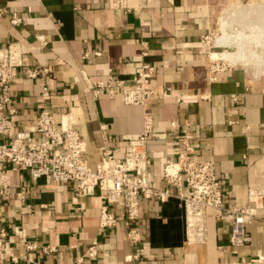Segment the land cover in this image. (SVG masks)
Listing matches in <instances>:
<instances>
[{"label": "crops", "instance_id": "obj_1", "mask_svg": "<svg viewBox=\"0 0 264 264\" xmlns=\"http://www.w3.org/2000/svg\"><path fill=\"white\" fill-rule=\"evenodd\" d=\"M0 9L6 12H0V48L18 44L23 62L11 82L8 108L14 112L8 116L14 131L36 122L43 82L50 91L44 102L56 124L66 118L74 121L85 142L83 157L92 169L106 150L122 158L142 131L144 114H150L151 185L167 187L163 165L177 159L176 135L189 123L195 157L214 160L224 207L248 203L250 190L264 189V79H259L264 76V0H119L116 5L114 0H0ZM11 11L22 15L20 24L10 23ZM217 24L221 34L214 36ZM211 34L214 44L237 48L222 50L229 59L221 54L214 59L212 52L210 58L203 41ZM144 45L148 55L143 57ZM85 51L87 58L82 57ZM244 56L255 60L247 64ZM208 60L235 66L210 80ZM143 62L155 66L149 88H169L171 96L125 103L119 92L132 87ZM42 68L48 72L34 78L25 71ZM110 74L124 80L118 94L94 95L97 82ZM177 95H192L196 101L179 104ZM172 122L179 128L173 129ZM246 125L250 128L244 131ZM32 137L38 140L39 134ZM21 187L23 200L16 194ZM76 189L73 182L46 183L43 177L32 180L26 171L11 172V185L0 203V226L9 233L22 229L39 247H55L31 255L41 264H129L132 253L141 264H231L241 259L257 264L249 260L261 248L264 198L257 201V215L243 225L250 242L241 246L230 244V220L215 216L212 209L207 210L206 242L188 243L184 209L176 197L164 202L140 199L139 216L131 223L140 232L135 243L128 240V227L121 221L98 227L102 206L120 214L107 203L104 191L96 188L82 197L84 208L79 209ZM93 240L97 252L90 257L86 249ZM11 247L18 262L0 264H32L24 260L22 246Z\"/></svg>", "mask_w": 264, "mask_h": 264}, {"label": "built area", "instance_id": "obj_2", "mask_svg": "<svg viewBox=\"0 0 264 264\" xmlns=\"http://www.w3.org/2000/svg\"><path fill=\"white\" fill-rule=\"evenodd\" d=\"M119 0H114L116 5ZM1 14L6 13L0 9ZM10 23L18 25L23 20L16 11L8 13ZM206 36L205 38H208ZM38 39L41 40L39 37ZM144 44V42L142 43ZM99 56L100 51H93ZM88 51L82 54L87 58ZM141 55L147 56L144 45ZM215 62V61H214ZM23 64L21 50L18 44H8L0 48V203L7 196V189L11 185V172L26 171L32 180L43 177L46 183L73 182L76 184L75 198L78 199L79 209L84 208L81 198L92 194L98 188L106 193L108 204L119 208L120 214L115 215L108 210L107 205L101 207L98 218V227L105 229L117 225L118 222L128 227L126 236L131 242L140 241V232L131 226L133 220L139 216L140 199H156L164 202L170 197H176L184 209L186 240L188 243H204L206 227L205 218L207 210L213 209L215 216H226L231 222V245L241 246L250 242V236L243 230V225L250 222L256 215V208L260 205L258 200L264 198V189L250 190V201L239 207L223 206V185L215 173V163L212 158L198 159L195 149L190 143L192 134L186 129L189 123L177 133L176 139L180 144L176 160L167 159L163 165L162 178L167 187L160 188L151 185L148 172L150 158L147 153V141L153 130V119L150 114H144L143 129L130 141V150L122 158H115L110 150L104 151L100 161L92 169L83 157L85 142L74 127L72 119L61 120L56 124L54 114L45 104L50 96L46 83L41 82L40 95L43 101L39 105V114L36 122L22 130L14 131L13 121L8 114L14 109L8 108L11 102V82ZM232 66H219L218 63L208 65V78L216 80L221 73ZM155 66L143 62L138 73L133 77L131 88L122 89L119 94L125 103L144 104L153 97H170L169 88L159 91L149 88V82ZM28 77L34 78L40 73L48 72L47 68L26 69ZM124 80L110 74L106 80L98 81L92 90L94 95L104 91L110 98L118 94V87ZM177 103L184 104L196 101L192 95L175 96ZM233 121H230L232 124ZM173 129L179 126L172 122ZM249 125L244 126L246 131ZM38 133L39 139L32 137ZM22 200L25 189L21 187L16 193ZM190 234L192 241H190ZM11 244H18L25 250L23 258L32 264L35 262L32 254L39 249L43 254L52 252L55 247L51 245L38 246L35 241L28 240L22 229L13 228L12 233L0 226V263L9 260L18 262V257L11 252ZM96 241L86 249L88 256L96 255ZM129 264L139 263V255L132 253L127 256ZM241 259L231 264H243ZM249 262L264 264V219L262 221V242L259 252Z\"/></svg>", "mask_w": 264, "mask_h": 264}, {"label": "rangeland", "instance_id": "obj_3", "mask_svg": "<svg viewBox=\"0 0 264 264\" xmlns=\"http://www.w3.org/2000/svg\"><path fill=\"white\" fill-rule=\"evenodd\" d=\"M234 28L235 29H239L240 28V26L238 25L237 21L234 22ZM216 33H217V35L218 34H221V26H220V24H219V26L217 24V27H216V29L214 31V36H216L215 35ZM213 38L214 37L211 34V35H209L208 38H204V41H203L204 47H205L206 51L209 53L210 58H211V52H213V51H216L217 52V51H222V50H225V49H227L229 51L237 50L236 47H232V46H215L214 43H213V41H214ZM251 60L254 61L255 58H252L251 57ZM223 61L224 60H217V61L214 62V61L208 60V64L218 63L219 66H226V65H228L227 63H224ZM250 63H251V61H250ZM259 79H264V76L260 77Z\"/></svg>", "mask_w": 264, "mask_h": 264}, {"label": "bare ground", "instance_id": "obj_4", "mask_svg": "<svg viewBox=\"0 0 264 264\" xmlns=\"http://www.w3.org/2000/svg\"><path fill=\"white\" fill-rule=\"evenodd\" d=\"M235 42V41H234ZM215 46H220L218 43H215L214 44ZM242 45V44H241ZM229 51V50H228ZM222 52V53H221ZM219 54H221V56H224V57H226V58H228L227 56L229 55V54H227V53H225L224 51H213L212 52V56H213V58L214 59H216L217 58V56H219ZM230 54H233L234 55V53L232 52V53H230ZM241 56H242V54H240ZM232 57V56H231ZM230 57V58H231ZM253 58V57H252ZM229 59V58H228ZM236 59V58H235ZM241 59H242V57H241ZM211 61H214V60H211ZM215 61H217V60H215ZM243 61L244 62H246L247 64H249L250 63V61H251V58H246L245 56L243 57ZM243 61H242V63H243ZM224 63H227L228 65H231L232 67L233 66H235V65H233V64H230V63H228V62H226V61H223ZM233 63V62H232ZM243 64H245V63H243ZM250 67V66H249ZM209 210V209H208ZM213 210V209H212ZM205 227H206V234H205V241L204 242H206V240H207V216H206V218H205ZM190 241H192V235L190 234ZM191 243H194V242H191Z\"/></svg>", "mask_w": 264, "mask_h": 264}]
</instances>
